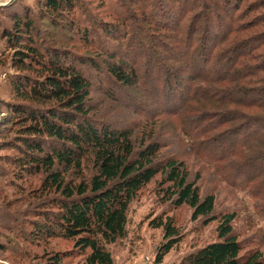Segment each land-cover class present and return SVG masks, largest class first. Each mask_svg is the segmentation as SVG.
<instances>
[{
    "label": "trees",
    "instance_id": "1",
    "mask_svg": "<svg viewBox=\"0 0 264 264\" xmlns=\"http://www.w3.org/2000/svg\"><path fill=\"white\" fill-rule=\"evenodd\" d=\"M225 2H186L187 7L174 16L175 23L168 29L167 22H155V26L168 30L167 38L172 43L153 40L149 30H137L142 45L144 41L153 43L151 51H144L140 58L144 61L141 67L146 66L148 82L140 77L138 62L129 65L126 52H118L124 43L120 42V34L127 38L131 32L129 44L137 40L133 30L118 34L117 42L110 36L115 30H106L105 47L100 49L107 57L103 61L107 74L116 86L137 88L139 97L141 85L148 87L146 99L160 103L157 115L152 109L135 112L131 103L122 101L118 91L111 88L100 89L102 97L94 95L95 85L84 66L89 62L98 70L100 64L93 58L75 56L68 48L78 23L75 9L84 7L83 0H40L43 22L57 27L61 19L67 21L64 30L56 32L58 36L49 33L43 37L38 19L29 9L11 14L12 27L5 28L2 34L12 52L8 62L13 72L6 73L12 100L5 104L8 112L0 120V162L10 164L5 177L8 173L11 176L3 180L0 175V204L17 206L15 215L23 218L18 230L24 240L38 244L56 237L74 240L78 252L85 254L86 264H114L108 247L126 238L133 201L161 174L163 202L191 207L193 220L204 217L208 223L218 219L219 240L184 257L180 264H264L260 249L244 252L235 234L237 212L226 210L217 216L216 193L202 194L196 181L189 179L190 171L182 158L171 153L156 162L164 145L160 140L146 142L147 135L140 138V130H135L142 126L133 123L105 122L108 117L123 115L117 107L142 120H157L168 102L157 101L154 92L163 94L169 81L176 83V114L186 107L182 119L186 125L177 128L171 141L182 146V137L188 136L192 153L200 155L206 165L215 164L226 187L256 198L259 210L260 199L264 200V131L253 137L246 132L251 125L264 124V30L259 26L264 19L259 15L239 23L249 16L247 11L238 16L242 3L226 10ZM255 6L264 8V1ZM191 12L194 15L190 23L184 24ZM216 12L228 13V21L224 30L210 38L199 27L200 20L206 13L217 17ZM209 14L207 28L211 23ZM136 22L140 26V21ZM78 34L84 40L91 37L87 29L80 28ZM204 38L213 41L207 44ZM238 41L241 42L237 44ZM225 42L229 47H222ZM178 46L186 50L185 55ZM158 61L164 76L159 73L156 86L149 68L156 67ZM187 67H192L193 73H187ZM181 71L187 74L184 86L179 79ZM137 105L141 103L137 101ZM156 131L155 121L148 136ZM171 141L167 139L168 146ZM217 145L216 150H211ZM3 151L11 154H1ZM151 225L162 228L167 240L158 248L159 263L178 244L181 233L170 216L166 220L157 218ZM64 259L56 255L47 263L62 264Z\"/></svg>",
    "mask_w": 264,
    "mask_h": 264
},
{
    "label": "rangeland",
    "instance_id": "2",
    "mask_svg": "<svg viewBox=\"0 0 264 264\" xmlns=\"http://www.w3.org/2000/svg\"><path fill=\"white\" fill-rule=\"evenodd\" d=\"M164 1L165 2H163V0H83L84 7H77L75 9L78 23L75 25L76 33L72 39V43L68 45V48H70V51L75 56L85 57L87 59L93 58L100 64L101 69L104 70V72H102L101 69L97 70L91 68V63L89 62L88 65L84 66L85 73L95 85L93 87L95 96L99 95L102 97L103 94L99 92V90L102 88H111L118 91L122 101H129L135 112L136 109H139L141 112L147 113L149 109H152L154 114L157 115V107L160 106V103L153 100L151 101L152 98L146 99L145 95L147 94L146 92H148V87L145 88L144 84L141 85L142 94L139 97V94H136L137 88L116 86L115 83H113L103 63L107 57L105 54H102L100 48L105 47L106 30H115L114 32H110V36L115 42L118 41V39H115L118 38V34L124 31L126 32L127 30H133L132 35L135 33L137 40L129 44L128 41H131V32H129L127 38H124L122 34H120V37L123 38H121L122 41L120 42L124 43H122V46L120 45L118 52H126L125 59L128 61L129 65L133 64L135 61L140 65L144 63L143 59H140L143 56L142 53L144 51H148L149 53L151 51L149 49L153 45H151V41L150 43L144 41L143 45L141 44L142 41L138 40L139 32L137 30L139 28V30H149L148 32L153 40L159 38L163 43L166 41L172 43L173 41L167 38L170 34L168 30L161 29L162 26L159 25L155 26V22L161 24L167 22L168 25H165H167L166 28L168 29L169 25L175 23L173 20L174 16H179V11L182 12L183 8L186 6V2L190 5L194 0L189 2L186 0H178L180 2L176 0ZM225 1L224 7L226 10L228 6L232 8L239 2L242 3L241 10L237 13L238 16L242 15L243 11H247L249 16L248 19H243V17V20L241 19L239 23L248 22L251 18H256L259 15H262L264 19V8L255 6L259 5V2L264 0H243V2L240 0ZM27 9L33 12L35 18L38 19L37 25L39 23L38 26L43 37L48 36L49 33L58 36L56 32L64 30L63 25L67 23V21L61 19L57 27H51V25L43 22L40 0H9L6 4H0V59L2 58L0 60V120L2 116L8 112L5 104L12 100V90L7 80L6 73L13 72L8 62L10 61L12 52L8 49V39L6 37L4 38L2 33L5 28L12 27V13L22 14L27 11ZM248 10L251 12L249 13ZM159 11L160 15L158 14ZM207 14L209 13H206V15ZM226 14L228 16V13L216 12L215 16L218 15L217 17H214V13L209 14L211 17L209 28H207L206 24V15L205 19L202 17L199 27L203 30L202 32H206L204 35L208 34V37L214 38L216 34H218V31L224 30V28H226L225 23L228 21ZM193 15V12L187 14L184 24H189ZM136 21H140V26H138ZM263 24L264 22L259 25L261 30H264V27H262ZM80 28L89 30L91 33L89 40L80 38V34H78ZM186 32L185 30V33ZM144 40L150 39L144 38ZM204 41L210 44L213 39L204 38ZM240 42L241 41H238L237 44ZM243 42L249 41L244 40ZM110 44L116 45L119 43ZM64 46L66 45L64 44ZM157 46L159 45L157 44ZM222 47L229 46L227 42H225ZM177 48H179V46ZM179 50L181 54H186V50L182 48H179ZM5 61L8 63L2 65ZM150 65L151 64H148V66ZM138 67L140 77L144 78V73L148 74L146 72V66H144V69L141 65ZM178 69H183V67H178ZM161 70L162 68L158 61L156 67L151 66L149 68V74L152 73L153 78L156 80L159 73H161L163 78L164 74ZM186 70L187 73H193L194 71L192 67H187ZM175 71L177 70L175 69L174 72ZM186 75L187 74L184 72L182 73V71L179 74V79L183 82V86ZM145 78L148 82V75ZM100 80L102 83H100ZM154 84L156 86L159 85L157 80ZM176 86V83L172 82L171 84V81H169L163 94L161 92H154V97L157 101L163 99L168 102L167 106H164V109L160 111V117L157 120H155L156 117L152 118L154 121L150 119L142 120L140 117L134 115L133 112L131 113L132 116H130L129 112L124 113L122 111V107H117L123 115L119 114L115 119H113V116L108 117L105 122L112 123L116 121V123L120 124L133 123L136 126H142L135 128V130H140V138L143 134L147 135L146 142H153L157 139L160 140L164 145L161 148L159 156L156 157V162H160L171 153L172 155H176L177 158H182L190 171L189 179L196 181L201 187L202 194L216 193L215 214L217 216L226 210L237 212L238 216L234 221L235 234L241 242L244 252H248L252 249H260L264 254V200L260 199L261 207L258 210L257 205L259 201H257L256 198L251 199L248 192L241 191L235 193L226 187L225 184L222 183L221 174L217 173L214 169L216 165H206L200 155L197 157L195 153H192L190 145L191 140L188 136L184 135L182 137L184 142L182 146H179L175 141H171L172 137H176L175 133L177 132V128L180 130L183 128V125L184 127L186 125V122H182L186 107H182L181 111L176 114L178 110L175 109V103L179 101V92H175L178 91L176 88L178 89L179 87ZM161 89L162 86L160 85V90ZM181 89L184 91V88ZM137 101L141 103L140 107L137 105ZM155 121L157 122V131L149 137L150 127L154 125ZM242 122L243 121H238L240 124ZM145 123H149L150 125L144 127L143 125ZM263 131L264 124L259 123L251 125L246 133L253 137L255 135H260ZM167 139L171 141L169 146L167 144ZM236 139L237 138L233 139L234 143ZM139 145L140 144L137 142L136 146L138 147ZM217 148L218 145L211 148V150H216ZM6 153L11 154V152L7 151L1 152V154ZM9 165V163L0 162V175L3 180L11 176V173H8V176L5 177L6 171L10 170ZM4 168L8 169L3 171ZM243 177H245L244 174ZM162 180L163 176L159 174L149 185L140 191L137 198L133 201L130 207L128 234L126 238L108 247L113 255L114 264H180L184 257L211 242L219 240L217 231L218 219L208 223L205 222L204 217L193 220V209L191 207L186 205L177 207L171 202H163L165 194L163 187H161ZM6 191L10 192L13 190L7 188ZM15 210H17V206H7L6 202L0 204V264H48V260L56 255L65 258L62 264H86L85 254L78 252V249L74 246V240L56 237L41 241L39 244L24 240L18 230V224L19 222H23V218L16 216ZM168 216L172 218L181 235L178 244L158 263L156 261L158 248L163 243L167 242V240L164 230L162 228H154L151 224L153 220L157 218L166 220ZM14 234H16V236ZM14 236L15 241L11 242Z\"/></svg>",
    "mask_w": 264,
    "mask_h": 264
},
{
    "label": "clouds",
    "instance_id": "3",
    "mask_svg": "<svg viewBox=\"0 0 264 264\" xmlns=\"http://www.w3.org/2000/svg\"><path fill=\"white\" fill-rule=\"evenodd\" d=\"M8 2H9V0H0V4H6Z\"/></svg>",
    "mask_w": 264,
    "mask_h": 264
}]
</instances>
